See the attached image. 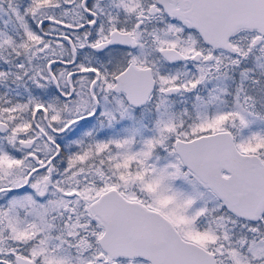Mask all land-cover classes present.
I'll use <instances>...</instances> for the list:
<instances>
[{
    "label": "snow or ice",
    "instance_id": "1",
    "mask_svg": "<svg viewBox=\"0 0 264 264\" xmlns=\"http://www.w3.org/2000/svg\"><path fill=\"white\" fill-rule=\"evenodd\" d=\"M0 264H264V0H0Z\"/></svg>",
    "mask_w": 264,
    "mask_h": 264
}]
</instances>
